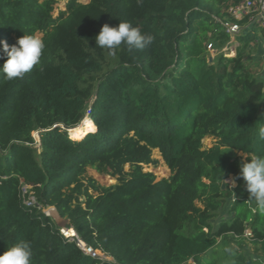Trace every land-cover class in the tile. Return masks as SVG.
I'll return each instance as SVG.
<instances>
[{
	"label": "trees",
	"instance_id": "trees-1",
	"mask_svg": "<svg viewBox=\"0 0 264 264\" xmlns=\"http://www.w3.org/2000/svg\"><path fill=\"white\" fill-rule=\"evenodd\" d=\"M56 1L0 0V41L39 33L45 43L23 78L0 73V255L26 241L31 264H202L220 246L229 264H264V208L227 182L264 154V81L246 60L257 27L239 21L226 55V11L240 0H67L54 17ZM120 21L154 42L115 55L95 46L102 26ZM0 56L2 66L3 44ZM85 113L91 124L80 126ZM154 150L166 178L144 170ZM24 184L35 204H24ZM48 207L108 258L63 236Z\"/></svg>",
	"mask_w": 264,
	"mask_h": 264
},
{
	"label": "clouds",
	"instance_id": "clouds-1",
	"mask_svg": "<svg viewBox=\"0 0 264 264\" xmlns=\"http://www.w3.org/2000/svg\"><path fill=\"white\" fill-rule=\"evenodd\" d=\"M154 36L142 33L138 27L130 22L120 21L117 27L104 24L95 37V46L107 50L109 55H115L116 50L123 44L129 51L143 50L154 42ZM3 44V53L6 59L0 66V73L4 79H20L31 71L33 67L41 65V57L45 49L44 41L35 35H23L15 45L9 47ZM0 56V59H3ZM42 70V69H41ZM258 136L264 141V125L258 130ZM245 181V190L250 200L264 208V154L253 155L240 165L239 177ZM235 187V179L232 181ZM32 251L28 242L19 241L0 255V264H31Z\"/></svg>",
	"mask_w": 264,
	"mask_h": 264
},
{
	"label": "built area",
	"instance_id": "built-area-1",
	"mask_svg": "<svg viewBox=\"0 0 264 264\" xmlns=\"http://www.w3.org/2000/svg\"><path fill=\"white\" fill-rule=\"evenodd\" d=\"M62 0H57L56 3L53 6L52 15L55 17L58 15L59 11L65 10V5L67 0H65L63 3V7L61 4ZM82 3H86L89 0H78ZM227 14L231 18V20L224 23L225 31L230 36V47H229V54L233 53V46L237 42L236 35L241 30V25L239 21L245 19L246 24H244L245 28H248L249 26L255 25L257 28H260L264 31V0H240L237 3L231 4L227 8ZM31 187L29 185H22L21 186V193L24 195L23 202L26 205H32L36 203L35 197L30 189ZM44 215L50 217L52 220H56L57 218V212L55 208L48 207L44 208L43 210ZM70 230H72L70 233H68ZM60 233L70 238L72 241L78 245L80 249H82L86 254H89L92 257L100 256L103 259H107L101 251L99 250H93L89 247H86L77 237L75 234V231L70 227H60L59 229ZM251 232L249 230L245 231V236H250Z\"/></svg>",
	"mask_w": 264,
	"mask_h": 264
},
{
	"label": "rangeland",
	"instance_id": "rangeland-1",
	"mask_svg": "<svg viewBox=\"0 0 264 264\" xmlns=\"http://www.w3.org/2000/svg\"><path fill=\"white\" fill-rule=\"evenodd\" d=\"M65 0L61 1L62 6H60V8L63 7V3ZM87 0H84V2ZM37 37L40 38V34L37 33L36 34ZM211 56L215 54V52L213 50H210ZM252 70H254L252 68ZM263 112V111H261ZM89 116L87 115V113L84 114L83 118L81 119V122L84 121V119L88 118ZM83 123H81L82 125ZM80 125V126H81ZM76 128L70 130V132H74L73 134L78 136V134H81L83 132V130L79 133H77L75 131ZM33 137L35 139V143L34 146L38 147L39 144V133L33 132ZM207 144H209V140L207 139L205 141ZM152 157L157 160V164L155 166L153 165H144V170L146 171H150L152 172L155 177L157 179L160 178H166L169 176V170L168 168L165 166V164L163 163V160L161 159L159 152L157 150L153 151ZM88 175L93 177L99 184L103 185V186H109L115 183V179L107 176V175H101L99 173H97L95 170L88 168ZM233 179H235V187H232V181ZM227 182L229 184V186L234 190V196H243L245 197L247 200L251 201L248 197V193L245 190L244 185L242 184V182L240 181V179L236 176H229L227 179ZM229 199L225 202V205L218 211L217 215L213 218V223L217 222V220L220 217H224L227 215L226 211L227 208L229 206ZM205 261H208L210 264H229L231 262V258L230 256H228L226 253L223 252V249L220 246H217L216 248L211 249L208 253H206L205 255H203L202 257V264H206ZM191 263V262H189ZM208 263V264H209Z\"/></svg>",
	"mask_w": 264,
	"mask_h": 264
},
{
	"label": "crops",
	"instance_id": "crops-1",
	"mask_svg": "<svg viewBox=\"0 0 264 264\" xmlns=\"http://www.w3.org/2000/svg\"><path fill=\"white\" fill-rule=\"evenodd\" d=\"M255 76L264 81V31L260 28L256 29L253 41L248 46V54L246 55ZM259 110L264 111V98L259 104ZM250 206H253L255 201L247 200ZM227 213V211H226Z\"/></svg>",
	"mask_w": 264,
	"mask_h": 264
},
{
	"label": "water",
	"instance_id": "water-1",
	"mask_svg": "<svg viewBox=\"0 0 264 264\" xmlns=\"http://www.w3.org/2000/svg\"><path fill=\"white\" fill-rule=\"evenodd\" d=\"M81 123H83V121L82 122H80V124ZM71 129V128H70ZM69 129V130H70ZM56 223H57V225L59 226V227H65L66 226V223H67V221L65 220V219H63V218H61L59 215H57V218H56Z\"/></svg>",
	"mask_w": 264,
	"mask_h": 264
},
{
	"label": "bare ground",
	"instance_id": "bare-ground-1",
	"mask_svg": "<svg viewBox=\"0 0 264 264\" xmlns=\"http://www.w3.org/2000/svg\"><path fill=\"white\" fill-rule=\"evenodd\" d=\"M91 124V120H90V118L88 117V118H86V119H84V121H83V124L81 125V126H89ZM80 126H78L75 130L78 132V131H80ZM72 230H70L68 233H70Z\"/></svg>",
	"mask_w": 264,
	"mask_h": 264
}]
</instances>
